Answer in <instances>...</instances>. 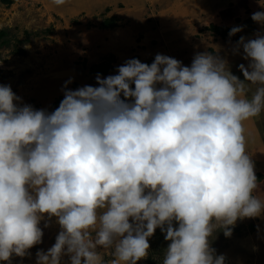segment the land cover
Instances as JSON below:
<instances>
[{"label": "clouds", "instance_id": "obj_1", "mask_svg": "<svg viewBox=\"0 0 264 264\" xmlns=\"http://www.w3.org/2000/svg\"><path fill=\"white\" fill-rule=\"evenodd\" d=\"M251 19L264 26V11ZM241 47L243 81L212 53L190 66L157 54L98 74L95 87L67 81L52 112L0 85V262L41 243L46 215L61 231L36 264H107L98 248L110 264H137L157 228L162 264H225L213 233L264 213L243 127L264 112V34Z\"/></svg>", "mask_w": 264, "mask_h": 264}, {"label": "rangeland", "instance_id": "obj_2", "mask_svg": "<svg viewBox=\"0 0 264 264\" xmlns=\"http://www.w3.org/2000/svg\"><path fill=\"white\" fill-rule=\"evenodd\" d=\"M159 9L150 0L114 2V5L110 0H66L61 6L51 0H12L9 4L0 0V31H7L4 39L7 43L0 47V85H10L24 104L51 111L52 103L57 98L63 99L62 86L67 81H72L69 90L95 87L98 73L90 72L93 67L110 65L106 74H99L103 79L118 63L130 59L151 65L157 54L164 55V47L174 51L169 57H180L189 66L198 53L218 55L227 60L231 74L243 81L238 64L230 62L234 58L229 59L223 47L213 49L214 40L202 36L204 31L215 32L211 25L193 23L190 15L178 16L168 7L167 15L163 16ZM110 20H114L115 26L104 28L105 21L111 23ZM184 45L194 49L193 56L183 55L187 51ZM17 51L24 54H15ZM51 87L62 95L54 96ZM250 88L254 92L256 86ZM243 127L245 150L258 181L254 194L264 198V112L243 122ZM247 130L252 131L251 136ZM39 227L43 232L41 243L29 249L24 257L13 255L0 264H36V253L47 252L61 231L56 218L49 219L46 215ZM210 246L217 256H225V264H264V213L256 218L238 219L230 237L216 230L210 237ZM153 250L150 246L148 255L137 264H147L152 252L153 264H162L166 249ZM97 251L103 252L110 264V250ZM61 264H70V256L63 255Z\"/></svg>", "mask_w": 264, "mask_h": 264}, {"label": "crops", "instance_id": "obj_3", "mask_svg": "<svg viewBox=\"0 0 264 264\" xmlns=\"http://www.w3.org/2000/svg\"><path fill=\"white\" fill-rule=\"evenodd\" d=\"M110 2L114 5V2H116V4L118 2L129 3L130 0H110ZM150 2L154 5H159V11L163 16L167 15L168 7L170 10L174 9L175 14L178 16L180 15L182 17L183 14L190 15L193 18V23L202 22L203 25H207L208 27L211 25V27L225 30H231L233 27H241L242 31L238 32V35L236 34L237 39L235 41L229 39V31L225 37L210 31H204V34L202 35L205 38L212 39V41L214 40V43L212 42L213 49L219 50L223 47L225 54L227 53L226 56L229 57V59L232 57L234 58V60L230 62L237 63L238 66L244 65L247 67L250 63L249 60L243 58L244 53L242 47L236 51L237 42L240 38L244 37L246 41L251 37H254L253 39H255L258 34H264V26L253 22L251 19V16L255 12L264 11V0H150ZM117 17L119 18V16ZM184 46H186L187 51H184L183 55L187 53L189 57L193 56L194 49L189 48L188 45ZM167 50L165 47L162 49L165 56L169 57L170 54L174 53V51ZM179 55L180 54L177 53L176 56L178 57ZM177 59L183 66H189L184 63L182 58L178 57L176 60ZM190 62H192V59ZM121 65L123 64L118 63V66L111 69L107 75L102 77L106 78L109 75H115L117 73L116 69ZM55 89V87L50 88V93H54V96L59 93H57ZM59 94L62 95L61 92ZM51 101H53V99L50 100V103L47 105H50L52 103ZM247 132L248 135L251 136L252 131L247 130Z\"/></svg>", "mask_w": 264, "mask_h": 264}, {"label": "trees", "instance_id": "obj_4", "mask_svg": "<svg viewBox=\"0 0 264 264\" xmlns=\"http://www.w3.org/2000/svg\"><path fill=\"white\" fill-rule=\"evenodd\" d=\"M12 0H2L3 3L5 4H9L11 3ZM111 21V20H110ZM105 27L104 28H110V27H114L115 23L114 20L111 21V23H109L108 21H105ZM117 25V24H116ZM211 29H213L217 34H220L222 37H225V35L227 34V32L231 31V30H225V29H221V28H216V27H211ZM7 31L6 30H1L0 31V47L4 46L7 42L4 40L6 37ZM238 35V33H237ZM237 35H233V36H229V38L236 40L237 39ZM24 54L23 51H17V53L15 54ZM114 61V60H113ZM100 67V68H98ZM98 67H93L92 69H90L91 73H98L100 75H104L107 73L110 65H106L105 68L98 66ZM98 68V69H96ZM61 98H57L51 105V111L48 112H52L54 111L58 106L59 103L61 102ZM175 227V224H174ZM148 243L150 244L149 246L153 247V251L156 250V248L159 251H162L163 249H167L168 247V241L165 240V234L161 231V229L157 228L154 232V234L149 238ZM156 247V248H155ZM155 253L152 252V254H150L148 260H147V264H153L154 263V255Z\"/></svg>", "mask_w": 264, "mask_h": 264}]
</instances>
